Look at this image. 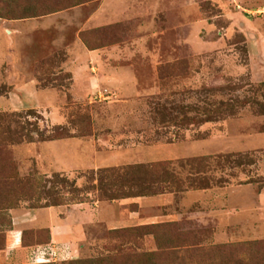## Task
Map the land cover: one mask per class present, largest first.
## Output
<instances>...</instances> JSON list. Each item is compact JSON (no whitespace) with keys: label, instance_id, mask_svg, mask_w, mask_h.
<instances>
[{"label":"rangeland","instance_id":"1","mask_svg":"<svg viewBox=\"0 0 264 264\" xmlns=\"http://www.w3.org/2000/svg\"><path fill=\"white\" fill-rule=\"evenodd\" d=\"M86 195L151 223L51 242ZM12 230L19 264H264V0H0V249Z\"/></svg>","mask_w":264,"mask_h":264},{"label":"crops","instance_id":"2","mask_svg":"<svg viewBox=\"0 0 264 264\" xmlns=\"http://www.w3.org/2000/svg\"><path fill=\"white\" fill-rule=\"evenodd\" d=\"M125 87L128 88V93L133 92L134 87H128V85L119 86L117 90H125ZM150 153L161 155L163 152L159 153L158 150H153ZM120 200L123 202H121L124 204L123 206L133 202L137 204V206H149L153 208L167 204L170 200V195L160 193L150 196L122 198ZM115 206L114 200L106 204L104 201H100V199L94 200L93 202L85 201L75 204L70 208L69 212L65 213L64 217L59 222L58 220H51L50 223H47L50 228L51 242H61L63 245L69 247H77L78 245L85 244L89 240L85 230L86 226L90 224L105 223L110 230H113L122 227V225L117 223H151L140 218L139 215L135 214V211L130 212L128 210V217H124L121 213V215L118 214ZM50 219H52V216ZM10 233L13 237L11 239L7 238L3 248L0 249V264H19L26 262L29 256L35 257L38 255L35 253L36 251L33 250L32 246L22 245L21 235L18 234L17 231L12 230ZM46 253L48 252L46 251Z\"/></svg>","mask_w":264,"mask_h":264},{"label":"trees","instance_id":"3","mask_svg":"<svg viewBox=\"0 0 264 264\" xmlns=\"http://www.w3.org/2000/svg\"><path fill=\"white\" fill-rule=\"evenodd\" d=\"M157 163H159V162H157ZM157 163H146V164H140V165H137V166H132L130 169H132V168H134V169H132V170H135L136 169V172H138V173H144V172H146L147 171V169H149V168H154V166L157 164ZM141 168H143L142 170H137V169H141ZM102 171V170H101ZM103 188V187H102ZM142 188H144V186L142 187ZM112 191L114 192L115 190L114 189H112ZM149 193L148 194H154V193H159L158 192V190L157 189H148L147 190ZM140 192H141V189H138V191L137 192H133V193H131V194H140ZM121 196H124L123 194H113V195H111V196H109V199L110 200H112V199H116V198H120ZM88 198V195H86V197H82L80 200H78V201H75L74 203H80V202H85L86 201V199ZM98 198H100V199H102L101 197H98ZM113 230H115V229H113Z\"/></svg>","mask_w":264,"mask_h":264},{"label":"built area","instance_id":"4","mask_svg":"<svg viewBox=\"0 0 264 264\" xmlns=\"http://www.w3.org/2000/svg\"><path fill=\"white\" fill-rule=\"evenodd\" d=\"M48 253H46V257H44V258H41V259H43V260H45V259H48V255H50V256H52V258L55 256V253L54 252H52V250L51 249H49V251H47ZM38 258V257H37ZM36 258V259H37Z\"/></svg>","mask_w":264,"mask_h":264}]
</instances>
